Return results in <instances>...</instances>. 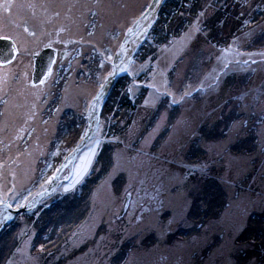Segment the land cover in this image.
Returning a JSON list of instances; mask_svg holds the SVG:
<instances>
[{"label": "rangeland", "instance_id": "1", "mask_svg": "<svg viewBox=\"0 0 264 264\" xmlns=\"http://www.w3.org/2000/svg\"><path fill=\"white\" fill-rule=\"evenodd\" d=\"M151 1L0 0V36L16 46L0 65L2 264H264V0L221 12L201 0L179 36L162 44L147 32L140 57L131 39L71 165L113 56ZM46 47L56 56L34 85Z\"/></svg>", "mask_w": 264, "mask_h": 264}, {"label": "water", "instance_id": "2", "mask_svg": "<svg viewBox=\"0 0 264 264\" xmlns=\"http://www.w3.org/2000/svg\"><path fill=\"white\" fill-rule=\"evenodd\" d=\"M161 1L162 0H152L151 3L149 4L148 8L146 9V11L143 13V15L139 18V20L137 22L134 23V25L130 28V30L122 38L120 46L117 49V51L115 52V54L113 56V59H112L113 73H112L111 79L109 80L107 85L104 87V89L100 93L99 97L96 99L95 109L97 108L98 110L93 115H91L90 118L88 119V131H87V134L73 148L71 153L68 155V158H70V160H71V165H73L76 156L81 151L83 146L91 138L90 137L91 120L93 119V117L96 120L99 119V114L98 113H99L100 109L102 108V106L104 104V101H105L107 95L109 94V91L112 89V87L114 85V82L118 78L117 73H118L120 64H117V60H118L119 55L121 54L124 46L131 40V38L135 35V33L141 28V24H138V22L140 20L141 21L146 20V18L148 17L149 13L154 8V6L157 3H160ZM158 8H159V5L155 8V11L153 12V16L150 18V20L147 22V24L141 30V35H143L145 33V31L147 30L148 26L151 24V22H152V20H153V18L155 16L156 11L158 10ZM13 46L15 47V53H13V51H12ZM0 50H4V54L5 55H11L12 56V59L10 61H5L2 58H0V65H6L7 63H10L13 60V58L15 57V55H16V46H15V44L13 43V41L10 38L8 39V41H0ZM55 56H56V50L54 48H52V47H46L40 53L34 55V66H33V73H32V83L34 85H38L39 83H41L42 79L50 71V69L52 67V64L54 62ZM128 58H130V55L128 56ZM99 102H101V103H99ZM95 129H96V126L93 128L92 133L95 132ZM60 172H61V169L58 170V173H57L56 177H58ZM58 185H59V183L56 186H58ZM51 188H52V186L48 187L42 193H39V194H37L34 197V201L32 203V209L35 208V206L41 200L46 199V198L50 197L53 194V192H50ZM10 211L14 215V214L20 213L22 211H25V209H21V210L17 209V210H10Z\"/></svg>", "mask_w": 264, "mask_h": 264}, {"label": "trees", "instance_id": "3", "mask_svg": "<svg viewBox=\"0 0 264 264\" xmlns=\"http://www.w3.org/2000/svg\"><path fill=\"white\" fill-rule=\"evenodd\" d=\"M196 1H197L196 3H193V2H190L189 0H162L160 3H157V5H156V6L159 5V11H158V16L157 17H159V21H160L159 22V25H158L159 28H160V30H157L154 27L155 22H156L155 21V17L156 16H154V18L152 20V24H150L151 26L153 25V29L150 30V28L148 27L147 30L145 31V33L143 35H141V30L144 27L143 26L142 28H140L135 33V35L131 39H133L135 37H138V39H140L139 40L140 42L141 41H143V42L147 41L148 42V49H149L150 48L149 47L150 43H149L148 39L144 38V36L147 34V32H148V34H150L151 40L152 39H156V42L158 41V43H162V44L165 43V42H167V41H169L172 36L173 37H175V35L176 36H179L184 31V29H183L184 26L182 24L183 22L180 21L179 17L181 18L182 14H184V15L189 14V17H195L196 13L199 12V10H200V2H201V0H196ZM202 1H205V0H202ZM225 1L227 3V0H216L215 3L218 5L219 3H222V2H225ZM210 5L212 6V4H210ZM213 8L214 9H219L218 10L219 12L222 11V9L219 7V5L218 6L214 5ZM220 9H221V11H220ZM225 12H228L230 14L232 11L229 8H227L225 10ZM234 14L235 13L232 12V16L229 18L230 19V22L233 23V24L235 23V21L233 20ZM172 15L177 16V17L174 18V17H172ZM176 18H178L179 21H176ZM138 24H141L142 25V23H139V22H138ZM204 24H206V25H204ZM204 24H203V26H205L206 29L209 28V30L212 27V25H214L213 23H210V20L209 21H206V23H204ZM231 28H233V26H231ZM213 31L214 30H212V32ZM216 37H218V35H216ZM218 39L219 38H217L216 40H218ZM254 50L255 49L251 48V51H254ZM114 87L116 88V84H115ZM125 102H126V100H124L123 102L121 101L120 107L124 108L125 107ZM117 111L121 113V108L117 109ZM117 116L118 115H115V116L113 115L114 118L112 117V119L114 121H117V118H118ZM211 134H213V133H211ZM108 150H105V148H104V151H106V154L109 155ZM104 151L103 150L101 151L102 152V155L105 154ZM91 175L92 176H90L89 178L85 179L83 181V183H81V185H79V187L77 188V191L80 190L83 193L87 194L89 192V190H90L89 188L91 187V185L95 184V183H92L91 182L92 179L94 178L96 180V183H97V182H99L103 178V172H101V171H99L97 174H95V177L93 176L94 175L93 173ZM91 177H92V179H91ZM4 230H5L4 228L1 229L0 236L4 232ZM44 230H46V227H44ZM42 234H44V233L42 232ZM3 261H5V258L0 262V264H2Z\"/></svg>", "mask_w": 264, "mask_h": 264}, {"label": "snow or ice", "instance_id": "4", "mask_svg": "<svg viewBox=\"0 0 264 264\" xmlns=\"http://www.w3.org/2000/svg\"><path fill=\"white\" fill-rule=\"evenodd\" d=\"M8 39L9 38L7 36H0V41H8ZM12 51H13V53H15V47L14 46L12 48ZM0 58H2L5 61H10L12 59V56L11 55H5L4 54V50H0ZM41 83H44V81H41ZM101 87H103V85H101ZM91 155H95V153L93 152ZM89 163H91V160L90 159L86 160L84 167L81 169V172H85V173L87 172V166H88ZM201 174L202 175H206L207 174V169L205 168V169L201 170ZM65 191H68V189H65ZM20 207H22V208L26 207V204H21ZM4 219L5 220H10L11 216L6 215L4 217Z\"/></svg>", "mask_w": 264, "mask_h": 264}, {"label": "built area", "instance_id": "5", "mask_svg": "<svg viewBox=\"0 0 264 264\" xmlns=\"http://www.w3.org/2000/svg\"><path fill=\"white\" fill-rule=\"evenodd\" d=\"M190 2L196 3V0H189ZM238 2H242L245 3L247 2V0H237ZM184 4V3H183ZM148 47V45L145 42H142L139 47H138V51L136 52L138 57L142 56L143 53L146 51V48Z\"/></svg>", "mask_w": 264, "mask_h": 264}, {"label": "flooded vegetation", "instance_id": "6", "mask_svg": "<svg viewBox=\"0 0 264 264\" xmlns=\"http://www.w3.org/2000/svg\"><path fill=\"white\" fill-rule=\"evenodd\" d=\"M139 23H140V21H139Z\"/></svg>", "mask_w": 264, "mask_h": 264}]
</instances>
